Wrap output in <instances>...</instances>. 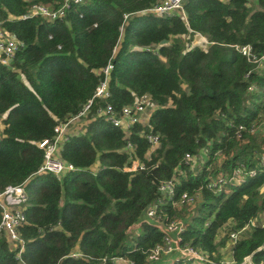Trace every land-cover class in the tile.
<instances>
[{
    "label": "trees",
    "instance_id": "trees-1",
    "mask_svg": "<svg viewBox=\"0 0 264 264\" xmlns=\"http://www.w3.org/2000/svg\"><path fill=\"white\" fill-rule=\"evenodd\" d=\"M160 1L70 2L61 20L48 21L22 16L33 5L56 10L64 0H0L1 27L18 47L0 64V192L24 184L27 196L24 248L18 257L1 235L0 264H151L149 251L165 234L141 219L169 180L174 196L158 214L184 221L180 245L212 264H264V227L257 224L264 210V62L256 66L233 49L264 54V0H183L168 17L149 11ZM108 63L110 96L94 101L84 131L60 150L75 171L37 174L39 144L92 99ZM142 97L154 110L128 133L96 115L106 105L118 114ZM149 134L159 138L153 150ZM133 160L144 170L124 172ZM239 165L254 175L218 193L207 188ZM184 193L199 198L173 206Z\"/></svg>",
    "mask_w": 264,
    "mask_h": 264
},
{
    "label": "built area",
    "instance_id": "built-area-1",
    "mask_svg": "<svg viewBox=\"0 0 264 264\" xmlns=\"http://www.w3.org/2000/svg\"><path fill=\"white\" fill-rule=\"evenodd\" d=\"M82 0H64L61 7L56 10H50L45 6L33 5L31 6L27 13L22 16L23 19H29L31 17L40 16L47 19L48 21L61 20L65 15V9L68 8L70 2L80 3ZM183 0H161L160 3L153 6L149 11L159 15V16H172L181 11ZM182 16L184 14L182 12ZM128 15H124V22L127 20ZM123 25L120 27V32H122ZM203 46L208 45L207 41L202 38ZM17 43L12 36H10L0 24V64L7 66L12 60L15 51L17 50ZM233 49L243 56L247 62L260 66L264 62V54L256 57L251 53L248 46H234ZM111 70V64L101 70L100 75L102 80L96 87L94 95L91 100H89L83 109L73 118L65 123L58 125L55 130V136L50 141H43L39 144V148L44 150V161L37 174H53L56 178H60L63 174L67 172L75 171L72 164L66 163L60 158V150L62 146L69 140L71 136L70 129L73 122L86 118L87 113H89L95 100H106L110 93L108 91V77ZM150 105L149 98H140L133 106H126L121 109V111L116 114L111 106L106 105L104 108L99 107L96 110L97 117H102L105 121L112 124L114 127H118L125 133L129 132L130 127L134 123L143 122L148 120V115L151 113L153 108L147 112L146 107ZM144 115L146 117L142 118ZM264 126V125H263ZM242 128H239L241 131ZM236 132L235 139H240V132ZM254 131V128H250V133ZM73 135V133H72ZM146 140L151 147V150L158 146L159 138L158 136L149 134L146 136ZM127 150H132V145L127 143ZM186 163L191 164L193 157L190 154H186L184 157ZM263 164V159H261ZM144 166L140 164L137 160H133L130 166H126L124 172H135L139 170H144ZM254 173L251 170H246L242 165H239L231 173L226 175H220L215 180L208 183L207 188L213 192H220V189L225 184H241L244 182V178L252 177ZM174 196V182L173 180L165 181L160 183L158 187V197L155 202L149 205L145 211L141 221L152 220L156 222L157 228L164 232V238L162 245H156L153 247L148 254V260L151 264H159L158 259L164 258L170 255H175L172 260L164 261L162 264H176L180 261H190L195 264H212V262L204 255L202 252L194 249L189 245H180L181 239L180 234L185 229V223L182 220L169 219L158 214L160 210L159 207L165 203V201H170ZM199 196L194 197L189 196L184 193L179 198L178 202H174L173 206H191L198 199ZM27 201V196L24 190V184L18 186H8L4 191L0 192V236L4 235L7 242L11 247L18 249V257L24 248V242L19 235V229L24 226L26 219L23 213V206ZM254 224L250 222L249 225ZM257 224L260 227H264V210L261 213ZM243 228L242 230H244ZM239 233H230L229 239L234 242ZM80 254H73V257H78ZM161 260V259H159ZM111 262L114 264H133L123 258H112ZM149 264V263H148ZM219 264H232L231 261H220Z\"/></svg>",
    "mask_w": 264,
    "mask_h": 264
},
{
    "label": "rangeland",
    "instance_id": "rangeland-1",
    "mask_svg": "<svg viewBox=\"0 0 264 264\" xmlns=\"http://www.w3.org/2000/svg\"><path fill=\"white\" fill-rule=\"evenodd\" d=\"M122 32H123V28H122ZM196 41L199 42L200 39L197 37L196 40H195V42ZM203 44L204 43L202 42L200 45L203 46ZM152 108H153V104L150 102V105L146 107V109H147L146 111L149 112ZM144 117H146V115H144L142 118H144ZM84 120H86V118H83V119H80V120H77V121L73 122L72 125H71L70 132L72 131L73 134H75V133H77V134L82 133L84 131V127H85V124H86V121H84ZM198 164H200V162H197V160H195L194 166H197ZM96 167L97 166L95 165L93 168L96 169ZM193 206L189 209L190 211L193 210V208H194ZM135 233H138V229H136ZM224 257H225V255L223 256V258ZM161 258H159V259H161ZM159 261H161V260H159Z\"/></svg>",
    "mask_w": 264,
    "mask_h": 264
},
{
    "label": "crops",
    "instance_id": "crops-1",
    "mask_svg": "<svg viewBox=\"0 0 264 264\" xmlns=\"http://www.w3.org/2000/svg\"><path fill=\"white\" fill-rule=\"evenodd\" d=\"M72 132V131H71ZM262 191H264V188H262ZM175 257V255H170L164 258H161V261H159V264H162V262L164 263V261H169L172 260Z\"/></svg>",
    "mask_w": 264,
    "mask_h": 264
}]
</instances>
